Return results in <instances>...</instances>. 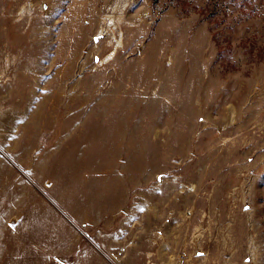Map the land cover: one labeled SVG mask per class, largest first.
<instances>
[{"label":"rangeland","instance_id":"1","mask_svg":"<svg viewBox=\"0 0 264 264\" xmlns=\"http://www.w3.org/2000/svg\"><path fill=\"white\" fill-rule=\"evenodd\" d=\"M0 264H264V0H0Z\"/></svg>","mask_w":264,"mask_h":264}]
</instances>
